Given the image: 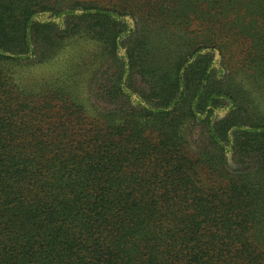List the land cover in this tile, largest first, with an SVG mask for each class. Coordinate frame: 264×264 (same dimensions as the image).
<instances>
[{"label":"trees","instance_id":"trees-1","mask_svg":"<svg viewBox=\"0 0 264 264\" xmlns=\"http://www.w3.org/2000/svg\"><path fill=\"white\" fill-rule=\"evenodd\" d=\"M263 101L264 0H0V264H264Z\"/></svg>","mask_w":264,"mask_h":264},{"label":"rangeland","instance_id":"rangeland-1","mask_svg":"<svg viewBox=\"0 0 264 264\" xmlns=\"http://www.w3.org/2000/svg\"><path fill=\"white\" fill-rule=\"evenodd\" d=\"M74 46H75L74 48H76V49H79V47H80L81 50H86V55L85 56H88V54L90 53V50H92V46H87L85 44H74ZM218 57H219V55H218ZM44 67H50V66H41V67L38 66V67H35V68H31L30 71L32 73H40L42 70L46 72L48 70V68H44ZM263 105H264V103H263Z\"/></svg>","mask_w":264,"mask_h":264}]
</instances>
